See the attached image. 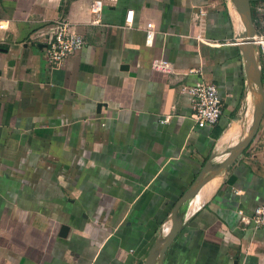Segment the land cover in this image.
<instances>
[{
	"label": "crops",
	"instance_id": "0c3cea01",
	"mask_svg": "<svg viewBox=\"0 0 264 264\" xmlns=\"http://www.w3.org/2000/svg\"><path fill=\"white\" fill-rule=\"evenodd\" d=\"M61 18L84 44L51 69L39 34ZM243 31L231 0H0V264H157L173 205L206 176L159 264H264V228L241 221L264 203V107L212 176L252 123ZM198 81L221 102L212 127L189 117Z\"/></svg>",
	"mask_w": 264,
	"mask_h": 264
},
{
	"label": "built area",
	"instance_id": "2783aa9c",
	"mask_svg": "<svg viewBox=\"0 0 264 264\" xmlns=\"http://www.w3.org/2000/svg\"><path fill=\"white\" fill-rule=\"evenodd\" d=\"M100 8V2H92L89 5V12L92 15H98ZM257 11L264 15V9L257 8ZM131 23L132 11H127L124 25L130 26ZM143 32L145 44H149L154 33L153 25L146 23ZM39 36L41 37L40 43H42L40 49L42 60L51 69L61 67L65 59L79 51L84 44L73 26L62 18L45 24ZM193 38L198 43L203 42L198 34L193 35ZM252 42L257 54L264 57V17L262 29L253 35ZM150 67L162 74L173 73L171 64L162 60L152 61ZM262 68L264 70V66ZM182 91L190 104L189 117L197 128L212 127L217 123L221 114V102L216 87L212 83L198 81L193 86L183 88ZM241 221L244 225H251L252 229L264 228V203L253 208L251 216Z\"/></svg>",
	"mask_w": 264,
	"mask_h": 264
},
{
	"label": "water",
	"instance_id": "95a60500",
	"mask_svg": "<svg viewBox=\"0 0 264 264\" xmlns=\"http://www.w3.org/2000/svg\"><path fill=\"white\" fill-rule=\"evenodd\" d=\"M234 7L239 12V16L241 19V22L244 26V31L242 34H240L239 39L246 38V43L242 44L240 43V46L242 47V52L245 58L246 63V69H247V75L248 80L253 81L254 86H256L257 91L255 92V95L253 96V114H252V123L249 129V132L247 136L237 144L234 148L231 149V152L227 159L223 161V163L216 167L214 172H212V176H214L216 173L220 172L221 170H225L228 165L232 162V160L243 150L245 149L248 144L250 143L251 139L256 133L263 107H264V92L262 90L261 80L259 77V72L257 70V67L255 66V59H254V49L256 50V47L254 45H250L248 43H252V37L254 35V29L252 25V16H251V10H250V0H231ZM254 48V49H253ZM257 53V51H256ZM207 168V166L205 167ZM204 168V169H205ZM203 172V171H202ZM209 179V176H206L205 178H198V182L190 188L187 192H185L173 205L172 210L170 212V227L168 230V233L166 234L165 238L162 240L161 243H157V264L160 263L161 257L163 255V252L167 248V246L173 241L175 238L179 225L176 221V213L181 206V204L193 197L198 189ZM64 230V228H62ZM155 248L152 250L151 254L153 253V256L155 254ZM151 258V257H150ZM150 258L145 262V264H151Z\"/></svg>",
	"mask_w": 264,
	"mask_h": 264
},
{
	"label": "bare ground",
	"instance_id": "6f19581e",
	"mask_svg": "<svg viewBox=\"0 0 264 264\" xmlns=\"http://www.w3.org/2000/svg\"><path fill=\"white\" fill-rule=\"evenodd\" d=\"M239 40H240V43H242V44H245V43H246V41H245L246 38H242V39H239ZM248 44H250V45H254L253 42H252V43H248ZM247 83H248V87H249L250 94H251V97H252V96L255 95L254 83H253L252 79H251V80H248ZM214 181H215V179H212V180H210L209 182H207L203 189L209 187ZM184 206H185V205H184ZM184 206H183V207H184ZM179 214H180V211H179ZM179 216H180V215H179ZM167 233H168V227L166 226V227L163 228L162 231H161L160 238H159V242H160V243H161L162 240L165 238V236H166ZM157 254H158V252L156 251V252H155V255L157 256Z\"/></svg>",
	"mask_w": 264,
	"mask_h": 264
},
{
	"label": "rangeland",
	"instance_id": "374dc122",
	"mask_svg": "<svg viewBox=\"0 0 264 264\" xmlns=\"http://www.w3.org/2000/svg\"><path fill=\"white\" fill-rule=\"evenodd\" d=\"M255 46V45H254ZM254 49V48H253ZM254 59H255V66L257 67V70H258V72H259V77H260V79L262 80V82H261V85H262V90H263V92H264V74H263V68H262V66H264V57H261V56H259L257 53H256V50L254 49ZM254 90H255V92L257 91V89H256V86H254ZM222 171H224V169L223 170H221V172Z\"/></svg>",
	"mask_w": 264,
	"mask_h": 264
},
{
	"label": "trees",
	"instance_id": "16d2710c",
	"mask_svg": "<svg viewBox=\"0 0 264 264\" xmlns=\"http://www.w3.org/2000/svg\"><path fill=\"white\" fill-rule=\"evenodd\" d=\"M261 80V79H260ZM261 82H262V80H261Z\"/></svg>",
	"mask_w": 264,
	"mask_h": 264
}]
</instances>
